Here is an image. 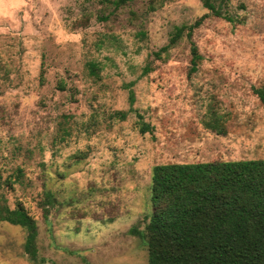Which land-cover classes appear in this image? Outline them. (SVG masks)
Segmentation results:
<instances>
[{"label": "rangeland", "instance_id": "rangeland-1", "mask_svg": "<svg viewBox=\"0 0 264 264\" xmlns=\"http://www.w3.org/2000/svg\"><path fill=\"white\" fill-rule=\"evenodd\" d=\"M210 2L0 0V207L40 259L0 220V264H148L156 164L264 158V0Z\"/></svg>", "mask_w": 264, "mask_h": 264}, {"label": "trees", "instance_id": "trees-1", "mask_svg": "<svg viewBox=\"0 0 264 264\" xmlns=\"http://www.w3.org/2000/svg\"><path fill=\"white\" fill-rule=\"evenodd\" d=\"M207 3L217 12L210 0ZM202 19L177 26L170 39L175 43L187 29L190 73L197 71L202 58L192 39ZM91 68L94 71L95 65ZM148 71L146 67L143 72ZM134 99L131 90L132 103ZM120 115L124 118L126 113ZM149 129V123H143L141 131ZM46 195L52 203L54 194ZM150 199L154 211L145 233L148 264H264V158L156 164ZM0 220L25 229L24 250L38 263L36 221L22 207L7 206L0 207Z\"/></svg>", "mask_w": 264, "mask_h": 264}]
</instances>
